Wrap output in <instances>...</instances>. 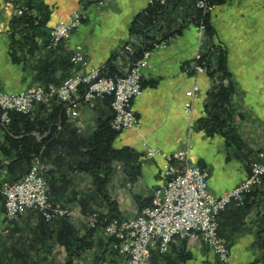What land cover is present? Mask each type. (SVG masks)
I'll return each instance as SVG.
<instances>
[{"label": "crops", "instance_id": "1", "mask_svg": "<svg viewBox=\"0 0 264 264\" xmlns=\"http://www.w3.org/2000/svg\"><path fill=\"white\" fill-rule=\"evenodd\" d=\"M28 1L48 16L46 24L31 32L14 25L15 4ZM85 4L86 21L68 41L57 49H49L51 28ZM149 5L150 0H103V4L97 0H0V91L20 93L37 84L59 86L76 71L103 67L109 62L117 73H123L131 68L134 57L133 52L122 51L124 47L131 45L138 50L153 44L154 48L147 52L148 66L143 70V93L134 100L141 127L121 132L115 146L144 153L150 147L160 153L144 157L142 178L133 186L123 175L110 185L109 193L113 192L112 198L119 202L120 210L136 205L131 189L151 195L162 186L163 155L182 149L188 142L192 146V162L209 171V189L216 195L239 185L264 153V0H228L211 12L217 32L215 40L227 49V65L236 90L229 116L237 141L227 140L222 133L210 135L199 126V120L207 117L213 81L206 70H198L195 62L204 36V29L194 20L195 0H169L148 38L132 34L135 18ZM27 33L29 39L25 41ZM78 47L86 54L83 66H75L71 61L72 51ZM196 86L199 91L190 118L185 113V103L188 92ZM42 107L38 106L34 115L43 116L46 111ZM107 112L104 100L83 104L78 119L67 116L65 125H59L54 138L60 145L54 146L51 156L43 160H49L54 171L45 173L50 199L74 211L68 219L80 236L86 234L89 209L99 208L107 213V202L94 195L90 176L72 172L66 165L58 169L53 160L70 159L76 143L96 130L99 117ZM5 136L0 120V181L7 180L9 175L4 165L8 157L1 149ZM42 219L38 212L28 211L9 221L0 198V233L3 228L8 229L0 239L1 264L67 263L68 249L57 240L60 225L55 222L46 228ZM219 233L231 248L233 264H264V182L246 207L232 204L221 213ZM92 242V247L75 257L73 264H123L119 254L108 245L102 228L93 234ZM190 249L194 255L191 264H220L201 241Z\"/></svg>", "mask_w": 264, "mask_h": 264}, {"label": "built area", "instance_id": "2", "mask_svg": "<svg viewBox=\"0 0 264 264\" xmlns=\"http://www.w3.org/2000/svg\"><path fill=\"white\" fill-rule=\"evenodd\" d=\"M156 0H150L153 3ZM165 2V0H161ZM213 0H197V7L205 13L216 7ZM103 4V0L98 1ZM17 15L24 9L16 3ZM87 19L85 7L75 11L67 20L50 30V49H57L68 41L73 32ZM126 49L131 51L130 46ZM148 53L122 75L108 76L103 67L92 66L88 71H76L59 86L37 84L20 93L0 91L1 123L11 122V113L29 114L38 106L52 107L62 104L67 116L80 117L83 104L111 98L114 112L112 128L117 132L138 130L141 122L134 107V100L143 93V70L148 66ZM199 56V55H198ZM75 66L86 64V54L81 47L72 51ZM204 71L202 67L198 68ZM199 87L188 92L185 113L193 115V105ZM193 125V121L190 122ZM191 144L174 152L165 153L163 176L165 182L152 194V204L135 217L114 218L104 228L103 234L116 251L123 264H146L155 254L170 253L172 245L180 239L201 241L217 256L220 264H233L231 248L219 233V217L230 205L244 207L247 198L264 182V153L262 160L252 164L246 178L236 187L221 195L209 189V171L192 162ZM158 149L147 147L146 156L159 154ZM40 157H36L29 172L19 181H0V198L3 199L9 221L18 219L28 211L38 212L47 222L59 217H73L74 211L51 201L45 177L48 170ZM90 226L99 222V213L87 216ZM8 232L3 228L0 233Z\"/></svg>", "mask_w": 264, "mask_h": 264}, {"label": "trees", "instance_id": "3", "mask_svg": "<svg viewBox=\"0 0 264 264\" xmlns=\"http://www.w3.org/2000/svg\"><path fill=\"white\" fill-rule=\"evenodd\" d=\"M227 1L213 0L212 4L218 6ZM17 3L24 9V13L15 17V28L22 26L24 30L31 32L46 24L48 16L32 1L25 4ZM168 3L169 0H165V2L156 0L150 3L149 7L135 18L131 33L148 38L151 28L158 25V14L167 8ZM84 7L86 8L87 4ZM195 9L194 20L198 26L204 29L199 56L195 62L197 66L206 70L213 81V89L209 94L210 103L207 106V117L199 120V126L210 135L222 133L227 137V140L237 141L236 130L230 117L232 99L236 90L231 81L232 75L227 65L228 52L222 44L215 40L217 32L211 22V12L205 13L198 8L197 0H195ZM28 33L24 39L25 41L29 39ZM49 42L50 36L47 46H49ZM127 46L132 48L131 52L134 54L132 66L154 48L153 44L152 46L146 44L138 50L131 45ZM124 50H126V47L122 49V51ZM102 72L108 76L122 75V73H117L111 62L103 66ZM111 101V98L104 100L108 112L99 117L96 130L87 138H83L76 143L75 149L72 148L74 151L72 157L70 156L71 158L67 160H53L58 169L66 165L67 169L72 172L75 171L90 176L95 189L94 195L102 196L108 205L107 213H99L97 225L94 227L88 225L86 234L82 236L71 224L68 217L55 218L51 222H47L42 217L46 228H49L55 222L60 225L57 240L65 244L68 249L69 258L66 264H73L75 257L81 256L83 252L92 247V237L98 229H103L114 218H122L118 202L112 199L109 193V187L116 174V166L121 164L125 178L130 185H134L142 176L143 159L146 154L130 147L117 148L115 146V141L120 132L115 131L111 126L114 116ZM42 109L46 111L43 116H36L34 112L29 114L13 112L11 113V122L8 125L2 124L6 136L1 149L8 157L7 163L4 165H6L9 174L7 180L11 182L21 180L29 172L35 157H40L43 160L47 159L51 156L53 147L60 145V142L54 136L58 133L59 125H65L68 120L64 106L56 103L51 107V110H48V107L45 106ZM50 172L54 174V171L51 170ZM47 181L49 182V179ZM255 193L256 190L248 196L244 207L247 206L249 199ZM133 196L139 206V213H142L147 206L152 204V195L143 197L140 194H134ZM83 210L86 211V208H83ZM179 243L180 246L182 245V250H180L182 261L186 263L191 258L190 252H187L185 248L187 239L178 238L171 249L172 251H174V248L179 249ZM108 245L110 246L109 241Z\"/></svg>", "mask_w": 264, "mask_h": 264}, {"label": "rangeland", "instance_id": "4", "mask_svg": "<svg viewBox=\"0 0 264 264\" xmlns=\"http://www.w3.org/2000/svg\"><path fill=\"white\" fill-rule=\"evenodd\" d=\"M41 85V84H40ZM36 110V109H35ZM35 112V111H34ZM118 148V147H117ZM36 158V157H35ZM42 159V158H41ZM42 161H43V159H42ZM33 162H34V159H33V161H32V164H33ZM46 165H48V170H47V172H49V171H51V169H52V166L50 165V161L49 160H47V161H43ZM31 164V165H32ZM124 176L125 177V175H124V172H123V168H122V166H121V164H118L117 166H116V174H115V176H114V179H113V181L116 179V178H121V176ZM141 178H142V176H141ZM140 178V179H141ZM47 179V178H46ZM5 180V179H4ZM125 180H126V182H129L126 178H125ZM113 181H112V183H113ZM112 183H111V185H112ZM137 183V182H136ZM48 185H49V182H48ZM131 186H133V185H131ZM49 188H50V185H49ZM112 189H113V186H112ZM113 191V190H112ZM113 192H111V197H114V195L112 194ZM131 194H132V197L134 198V194H140V195H142L143 197H148V196H150V195H145V194H141V193H139V192H137V191H135V190H133V189H131ZM153 194V193H152ZM151 194V195H152ZM113 199V198H112ZM3 200V199H2ZM115 200V199H114ZM134 200H135V198H134ZM117 201V200H116ZM118 202V201H117ZM135 203H136V205L134 206V204H132V205H130V206H128V208H125V209H122L121 208V216H122V218H126V217H132V215H134L135 213H137V212H139V206H138V204H137V202H136V200H135ZM118 204H119V202H118ZM119 209H120V206H119ZM5 211H6V209H5ZM91 211H93V212H98V213H103L99 208H90L89 209V212L88 213H90ZM124 211V212H123ZM27 213V212H26ZM21 217V216H20ZM87 224L88 225H90L89 223H88V221H87ZM1 241V240H0ZM198 241H193V242H190V241H187V245L185 246V248L187 249V252H190V254H191V258L189 259V260H187V262L186 263H184L183 261H182V257H181V254H180V250H182V245L180 246V243L178 244V248L179 249H177V248H174V251H172V249H171V251H170V253H168V254H165V255H161V256H156L155 258H154V256H153V258H152V260L151 261H149L150 263L149 264H191L192 263V260H193V252H192V250L190 249V246L192 245V244H195V243H197ZM203 243V242H202ZM193 247V246H192ZM87 250H89V249H87ZM86 250V251H87ZM85 251V252H86ZM84 253V252H83ZM82 253V254H83ZM1 264V263H0Z\"/></svg>", "mask_w": 264, "mask_h": 264}]
</instances>
